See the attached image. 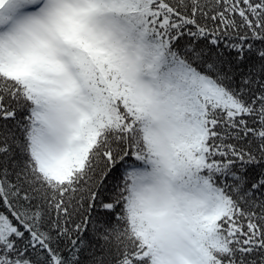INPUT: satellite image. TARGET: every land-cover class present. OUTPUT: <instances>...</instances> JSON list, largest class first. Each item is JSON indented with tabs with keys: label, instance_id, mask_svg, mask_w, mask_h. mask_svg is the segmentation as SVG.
<instances>
[{
	"label": "snow or ice",
	"instance_id": "snow-or-ice-1",
	"mask_svg": "<svg viewBox=\"0 0 264 264\" xmlns=\"http://www.w3.org/2000/svg\"><path fill=\"white\" fill-rule=\"evenodd\" d=\"M0 264H264V0H0Z\"/></svg>",
	"mask_w": 264,
	"mask_h": 264
}]
</instances>
